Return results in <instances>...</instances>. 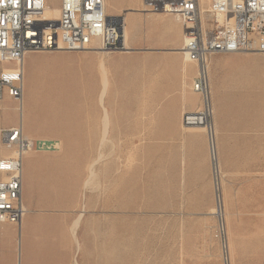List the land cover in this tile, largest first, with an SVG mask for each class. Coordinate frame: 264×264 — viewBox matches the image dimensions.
<instances>
[{"label": "rangeland", "instance_id": "obj_1", "mask_svg": "<svg viewBox=\"0 0 264 264\" xmlns=\"http://www.w3.org/2000/svg\"><path fill=\"white\" fill-rule=\"evenodd\" d=\"M51 5L58 7L59 1L52 0ZM106 12L121 22L126 16L130 49L102 53V67L97 62L100 54L90 50H43L24 60V128L34 131L37 122L41 130L47 124H53L49 125L52 129L65 118L70 127L64 136L35 132L31 138L54 145L37 148L34 153L47 164L46 183L52 163L64 185L58 194H40L38 165L33 195L54 197L56 202L52 203L65 210L70 209L76 195L81 197L87 228L81 237L78 235L79 264H264L262 57L256 53H223L209 60L216 126L212 160L203 127L191 128L202 132L198 142L185 137L182 114L196 109L183 105L181 95L194 94L191 86L195 74L193 65L187 64V81L181 83L175 66L180 68L182 55L177 60V47L164 40L165 28L174 24L170 19V25L165 24L164 16L149 14L140 0H106ZM2 67L7 64L1 63ZM195 96L199 107L200 97ZM0 105V129L16 126L18 102L5 97ZM103 106L107 130L111 110L119 135L111 138L106 134L108 141L104 142L93 136L86 142L85 121L94 125L100 116L104 126ZM78 114L81 131L71 129ZM87 146L89 163L94 158L96 161L93 180L98 184L97 188L92 186L94 189L86 188L85 182L83 185L80 162H87ZM111 152L116 157L115 166L111 156L107 157ZM8 153L0 145V155ZM114 188L117 191L111 201ZM217 196L223 208L220 218L212 212ZM37 209L49 210L51 204L41 203ZM8 235L9 231L0 230V238L6 240ZM17 244L19 264L24 260L41 264L36 254L26 257L24 253L23 224ZM3 257L1 254L0 264H10Z\"/></svg>", "mask_w": 264, "mask_h": 264}, {"label": "built area", "instance_id": "obj_2", "mask_svg": "<svg viewBox=\"0 0 264 264\" xmlns=\"http://www.w3.org/2000/svg\"><path fill=\"white\" fill-rule=\"evenodd\" d=\"M52 0H0V100L19 99L24 91L23 62L28 52L124 48L123 22L105 11V0H58L57 20L44 12ZM147 11L174 15L181 23V52L195 64L192 91L200 97L194 111L182 114L185 126H202L209 136L213 107L209 59L223 53H259L264 61V0H141ZM57 22V26L54 23ZM211 137V136H210ZM0 224H21L23 156L54 146L27 138L21 125L0 129Z\"/></svg>", "mask_w": 264, "mask_h": 264}, {"label": "crops", "instance_id": "obj_3", "mask_svg": "<svg viewBox=\"0 0 264 264\" xmlns=\"http://www.w3.org/2000/svg\"><path fill=\"white\" fill-rule=\"evenodd\" d=\"M149 14L164 16L163 20H164L165 24H169L168 19L171 20V22L174 24V27L171 26L170 28L169 27L165 28L164 31L166 32L167 35H166V38L164 40L173 43L174 46L177 47V49L178 48L180 49L179 41H180V39H182V32H181V26L178 24V21H176L173 17L168 16L170 14L157 13V12H155V13L150 12ZM173 32H176L175 37L172 36ZM134 34L135 33L132 34V39L134 38ZM179 49L174 51V53L176 54L175 56L177 57V60H178V55L179 54L181 55ZM90 51H94V52L99 53L100 56H99L97 62L99 64V61L102 58V60L104 61V65H105L104 56L102 55V53L100 51H96V50H90ZM32 53H34V52L27 53L26 57ZM187 64L193 65L194 74H196V67H195V64L193 62H184L182 59L181 63H180V68L175 66L178 73L180 74L181 83L184 85L186 84L187 77H188L185 73V68H186L185 65H187ZM97 67H98V65H97ZM2 68H4V67H2ZM260 70H262V66H261ZM182 76H183V78H182ZM23 78H24V70H23ZM107 89H108V86H107ZM193 93H194L193 95H187L184 92L181 95V103L183 105L187 104L190 107H192V108L195 107V109H197L198 108L197 97L195 96V94H197V93H195V92H193ZM106 94H107V90H106ZM106 94L104 96V99L106 97ZM6 98H8V97H6ZM78 106H79V110H80V104H78ZM21 107H22V105H21ZM17 110L19 113L17 125L21 123L23 133H25V136L27 138L30 137V139H31L35 132L36 133L47 132V133H54V134L64 136L67 133V131L70 130L69 125L65 124L66 118L59 121V122H56L55 127L52 129H50L49 125L52 126L53 124H47V125H44L45 130H43V129L41 130L39 128L40 124H38L36 122L35 123L36 128L34 131L26 130L23 126V122L21 119L22 108L19 109V107L17 106ZM190 111H193V110H190ZM68 117H70V116H68ZM75 117H76V120H75L76 122H75V124H73L71 126V129H74L76 131H81L82 124L80 122V119H81L80 115L78 114V116H75ZM108 127H109L108 137L117 138L119 135V133H117V132H119V131L117 130L118 127H117L115 118L111 114V110H109V125H108ZM191 128H196V127H184L185 137H187V139L190 142H198L202 137V132L199 130H196V129H191ZM89 130H92V131H89ZM84 133L86 136V142H87V139L89 137L91 138V137L95 136V137L100 138V136H101V118H100V116L97 117V120H96L94 125L91 123L88 124V122L85 121ZM113 151L114 150L112 148V152ZM34 152H35L34 149H31L27 153H25V155L23 156L22 199H23V204L25 207V213L22 217L20 228L16 229L15 225L9 224V223L0 224V230L9 231V235H8L6 240L0 238V263L3 261L1 258V254H2L5 258H7L9 260L10 264H19L20 261H19L18 244L17 243H18V236L21 235L22 224H23L24 253H25L26 257L28 256V253H32V256H34V254H36L39 261H40V259H42L43 256H44L43 257L44 259L50 260V261H48L49 263L48 262H46V263L41 262V264H75L74 260L77 261V259H76L77 253L76 252H78L80 250V244H81L79 241L78 235H80V237H81L82 232L85 231L87 228L86 214H84V211H85L84 207L85 206H83V209H82V206L79 203L81 201V197L79 199V196H77V195L72 200V205H71L70 209H68V210H65L62 205L61 206L59 204L54 205L53 203L56 202V200H54V197L50 198L49 196L40 197L38 195L37 196L33 195L32 192L34 189V178L36 175V170H37L38 165L40 166V168L38 170V185H39V193L40 194H44V193L45 194L46 193H49V194H56L57 193L58 194V192L64 190V185L62 184V181L59 179V176H57L56 171L52 168V167H54L52 163H50L48 165V169L50 170V177H49L48 182L46 183L45 176H47V172L44 171V168H45L44 165H47V164L43 163V161H44L43 157L39 156L38 154H36ZM112 152L107 157L111 156V164L113 166H115L116 157L114 154H112ZM88 153L89 152H88V146H87V162H86V159L83 163L80 162L81 167L84 168L85 178L83 181V185H84V182H86L87 177H88V165H89ZM28 156H31V158H32L30 161H28V158H29ZM107 157H105V158H107ZM25 158H27L26 161H25ZM105 158H103V159H105ZM102 160H100L97 164H99ZM86 172H87V176H86ZM81 178H82V175L80 173L79 180H81ZM116 191L117 190L115 188L111 190V192H112L111 198H110L111 201H114V198H115L114 196H115ZM41 203H46V204L50 203L51 209L44 210L43 212L39 211L37 208L39 207V205ZM61 203H62V201H61ZM77 207L79 209H77ZM79 213H81V214H79ZM79 215H80V218L78 221V225L75 228V235H72L73 225H74L75 221L77 220V218L79 217ZM67 236L69 239L67 238ZM74 236H76V237H74ZM14 237H15L14 240L16 241L15 244H13V238ZM73 238H75V240H77V244ZM15 255H16V261H15ZM72 256H74V257H73V260L71 261L70 258ZM4 257H3V259H4ZM77 263H78V261H77ZM23 264H33V262L31 260H29L28 262H27V260L26 261L24 260Z\"/></svg>", "mask_w": 264, "mask_h": 264}, {"label": "bare ground", "instance_id": "obj_4", "mask_svg": "<svg viewBox=\"0 0 264 264\" xmlns=\"http://www.w3.org/2000/svg\"><path fill=\"white\" fill-rule=\"evenodd\" d=\"M141 1V0H140ZM143 5V4H142ZM125 10V9H124ZM133 10V9H132ZM135 10V9H134ZM137 10H139V9H137ZM105 11H106V0H105ZM44 15H45V18L46 19H48V20H57L58 19V15H59V8L58 7H50V6H48L46 9H45V12H44ZM174 18V17H173ZM176 21H177V18H174ZM181 32H182V28H181ZM123 34H124V48L123 49H126V50H128V49H130V47H128V43H127V40L128 39H130V32H129V30H128V23H127V18H126V16H124L123 17ZM182 38H183V33H182ZM179 49V48H178ZM91 50H96V51H100L101 53H108L107 51H103V50H97V49H91ZM179 51H180V53H181V55H182V59H183V61L184 62H191V61H188L187 59H185L184 58V56H183V54H182V52H181V46H180V49H179ZM36 52H38V51H36ZM29 53V52H28ZM248 53H251V52H248ZM247 52H244V54H248ZM233 54V53H232ZM237 54V53H236ZM256 54H258V55H260L259 53H256ZM261 56V55H260ZM262 57V56H261ZM253 58V57H252ZM210 60V59H209ZM102 61L103 60H100L99 61V66L100 67H102ZM104 63V62H103ZM23 64H24V62H23ZM186 64V63H185ZM252 65H254V64H252ZM186 66V65H185ZM208 66H209V64H208ZM250 66V65H249ZM184 67V66H183ZM182 67V68H183ZM251 67V66H250ZM4 68H6V67H4ZM101 69H103V68H101ZM101 69H98L99 71H101ZM260 69H261V67H260ZM252 70H255V69H253L252 68ZM98 71V72H99ZM107 71V70H106ZM184 71V70H183ZM260 71V70H259ZM101 72H103V71H101ZM183 73V72H182ZM184 74V73H183ZM105 78V77H104ZM182 78H183V76H182ZM106 80V79H105ZM108 83V82H107ZM107 85V84H106ZM103 86H104V84H103ZM106 88V87H105ZM106 91V90H105ZM100 94H101V92H100ZM103 94V93H102ZM5 98V97H4ZM9 98V97H8ZM100 98H101V95H100ZM12 99V98H11ZM99 99V98H98ZM14 100H16L17 102H18V107H19V109H21L22 107H21V105H22V101H23V94H22V96L19 98V99H14ZM1 101V100H0ZM100 104H102V100L100 101ZM103 110H104V126L101 124V127L103 126V134H101L102 135V137H100V141H103L104 142V139H106V134H108L107 133V110H106V107H104L103 106ZM103 116V115H102ZM18 125H21V123L20 124H18ZM183 125V124H182ZM22 126V125H21ZM184 127H202V126H185V125H183ZM216 126H214L213 125V127H212V130H211V134H210V136H209V132L205 129V132H206V135H207V138H208V143H209V150H210V155H211V159L213 160L214 159V154H213V151H215V148H216V144H215V139H214V133L216 132V128H215ZM102 129V128H101ZM107 140V139H106ZM105 140V141H106ZM99 141V142H100ZM108 141V140H107ZM107 141H106V143H107ZM101 143V142H100ZM106 143H104V144H106ZM110 143H112L111 141H110ZM103 144V143H102ZM101 144V146H103ZM1 146H3L2 144H0ZM111 146V145H110ZM4 147V146H3ZM6 148V147H5ZM102 148V147H101ZM110 149V148H109ZM29 151V150H28ZM28 151H26L25 153H27ZM25 153H24V155H25ZM102 155V154H101ZM98 157V156H97ZM96 157V158H97ZM100 157V156H99ZM103 157H101V159H102ZM98 159V158H97ZM99 160V159H98ZM97 160V161H98ZM212 160H211V163H213L212 162ZM95 163H96V161H92L91 163H89V165H88V172H89V177H88V179L86 180V182H85V187L86 188H90V189H92L93 187V185H96V188H97V184L98 183H94L95 181L93 180V177H94V174H95V170H94V165H95ZM219 169V168H218ZM98 182V181H97ZM84 187V188H85ZM217 188V187H216ZM94 189V188H93ZM212 212L213 213H215L218 217L220 216H222V212H223V208H222V201H221V198H220V196H217V198H216V207H214V209L212 210ZM79 214H81V213H79ZM224 214V213H223ZM219 217V218H220ZM79 218H80V215H79V217L77 218V220L75 221V223H74V225H73V228H72V235H75V228L77 227V222L79 221ZM222 221V219L220 220V222ZM222 223V226H223V222H221ZM221 225V224H220ZM20 228V226L18 227V229ZM223 228V227H222ZM74 237H76V236H74ZM74 240H75V238H73ZM78 239V238H77ZM76 241V244H77V240H75ZM19 248V247H18ZM77 249V248H76ZM34 254V253H33ZM44 257V256H43ZM42 257V259H40V262H43V263H46V262H48V261H50V260H46V259H44ZM226 257V256H225ZM46 258V257H45ZM48 258V257H47ZM50 258V257H49ZM51 259V258H50ZM37 260H39V259H37ZM28 261V260H27ZM75 261V264H78L77 263V261L76 260H74ZM49 263V262H48Z\"/></svg>", "mask_w": 264, "mask_h": 264}, {"label": "water", "instance_id": "obj_5", "mask_svg": "<svg viewBox=\"0 0 264 264\" xmlns=\"http://www.w3.org/2000/svg\"><path fill=\"white\" fill-rule=\"evenodd\" d=\"M57 24H58V23H57V22H55V23H54V26H57Z\"/></svg>", "mask_w": 264, "mask_h": 264}]
</instances>
